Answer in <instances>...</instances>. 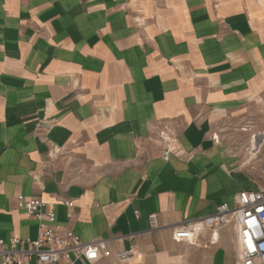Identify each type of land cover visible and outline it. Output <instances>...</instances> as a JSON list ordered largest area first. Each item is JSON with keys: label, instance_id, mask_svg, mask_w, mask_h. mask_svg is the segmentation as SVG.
Returning a JSON list of instances; mask_svg holds the SVG:
<instances>
[{"label": "crops", "instance_id": "1", "mask_svg": "<svg viewBox=\"0 0 264 264\" xmlns=\"http://www.w3.org/2000/svg\"><path fill=\"white\" fill-rule=\"evenodd\" d=\"M235 123L264 127V0H0L1 238L37 234L22 194L106 240L97 264H234L232 223L171 232L245 190Z\"/></svg>", "mask_w": 264, "mask_h": 264}, {"label": "built area", "instance_id": "2", "mask_svg": "<svg viewBox=\"0 0 264 264\" xmlns=\"http://www.w3.org/2000/svg\"><path fill=\"white\" fill-rule=\"evenodd\" d=\"M256 136H260V150L264 148V127L252 134V138ZM159 139L163 145L162 159L168 160L174 151L175 136L164 128ZM64 203L68 208L73 205L72 200ZM16 204L28 216L37 219V234L34 238L0 237V264H78L79 261L97 264L110 255L106 240L84 242L70 229L56 225L52 210L42 212L40 198L19 194ZM149 220L156 225L154 214ZM229 223L237 230L238 253L234 264H264V189L241 190L231 206L221 203L214 213L173 227L171 237L176 242L197 244L200 235L208 230L207 243L213 244L218 240V231ZM132 254V247L115 253L118 260H125Z\"/></svg>", "mask_w": 264, "mask_h": 264}, {"label": "rangeland", "instance_id": "3", "mask_svg": "<svg viewBox=\"0 0 264 264\" xmlns=\"http://www.w3.org/2000/svg\"><path fill=\"white\" fill-rule=\"evenodd\" d=\"M245 124H229L223 127L220 140L226 141L228 148L241 155L240 187L246 190L264 189V148L254 151L249 149L252 135L258 130H243ZM249 129V128H246ZM260 130V129H259ZM260 136H256L253 148H257Z\"/></svg>", "mask_w": 264, "mask_h": 264}, {"label": "bare ground", "instance_id": "4", "mask_svg": "<svg viewBox=\"0 0 264 264\" xmlns=\"http://www.w3.org/2000/svg\"><path fill=\"white\" fill-rule=\"evenodd\" d=\"M255 138L256 137H254V138L251 139V143H250V147H249L250 150L253 149L254 151H256L258 149V143L256 144L257 145V148H253V145H252V143H254V141H255Z\"/></svg>", "mask_w": 264, "mask_h": 264}]
</instances>
